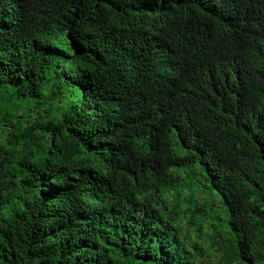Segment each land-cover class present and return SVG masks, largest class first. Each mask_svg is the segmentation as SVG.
<instances>
[{"label": "trees", "instance_id": "obj_1", "mask_svg": "<svg viewBox=\"0 0 264 264\" xmlns=\"http://www.w3.org/2000/svg\"><path fill=\"white\" fill-rule=\"evenodd\" d=\"M0 264H264V0H0Z\"/></svg>", "mask_w": 264, "mask_h": 264}, {"label": "rangeland", "instance_id": "obj_2", "mask_svg": "<svg viewBox=\"0 0 264 264\" xmlns=\"http://www.w3.org/2000/svg\"><path fill=\"white\" fill-rule=\"evenodd\" d=\"M205 247H208L209 246V243H205V245H204Z\"/></svg>", "mask_w": 264, "mask_h": 264}]
</instances>
